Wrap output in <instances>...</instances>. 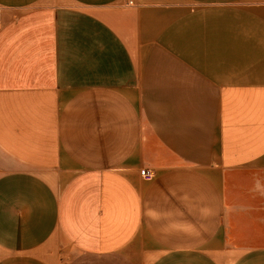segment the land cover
I'll use <instances>...</instances> for the list:
<instances>
[{"label":"crops","instance_id":"crops-1","mask_svg":"<svg viewBox=\"0 0 264 264\" xmlns=\"http://www.w3.org/2000/svg\"><path fill=\"white\" fill-rule=\"evenodd\" d=\"M0 264H264V0H0Z\"/></svg>","mask_w":264,"mask_h":264},{"label":"built area","instance_id":"built-area-1","mask_svg":"<svg viewBox=\"0 0 264 264\" xmlns=\"http://www.w3.org/2000/svg\"><path fill=\"white\" fill-rule=\"evenodd\" d=\"M140 174L147 181L153 180L156 176L155 171L149 168H142Z\"/></svg>","mask_w":264,"mask_h":264},{"label":"rangeland","instance_id":"rangeland-1","mask_svg":"<svg viewBox=\"0 0 264 264\" xmlns=\"http://www.w3.org/2000/svg\"><path fill=\"white\" fill-rule=\"evenodd\" d=\"M242 193H245L244 188H243V192Z\"/></svg>","mask_w":264,"mask_h":264}]
</instances>
